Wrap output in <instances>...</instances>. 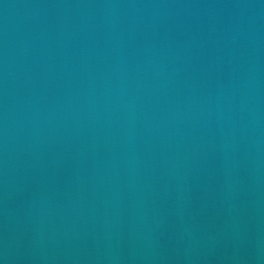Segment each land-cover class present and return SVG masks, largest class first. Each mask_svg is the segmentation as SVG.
<instances>
[{"label":"water","instance_id":"95a60500","mask_svg":"<svg viewBox=\"0 0 264 264\" xmlns=\"http://www.w3.org/2000/svg\"><path fill=\"white\" fill-rule=\"evenodd\" d=\"M0 264H264V0H0Z\"/></svg>","mask_w":264,"mask_h":264}]
</instances>
